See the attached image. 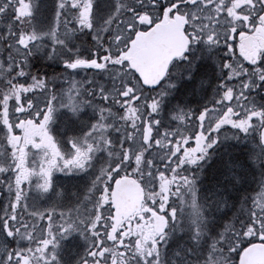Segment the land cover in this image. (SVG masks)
<instances>
[{"label":"snow or ice","instance_id":"snow-or-ice-1","mask_svg":"<svg viewBox=\"0 0 264 264\" xmlns=\"http://www.w3.org/2000/svg\"><path fill=\"white\" fill-rule=\"evenodd\" d=\"M0 264H264V0H0Z\"/></svg>","mask_w":264,"mask_h":264},{"label":"trees","instance_id":"trees-1","mask_svg":"<svg viewBox=\"0 0 264 264\" xmlns=\"http://www.w3.org/2000/svg\"><path fill=\"white\" fill-rule=\"evenodd\" d=\"M38 68H40L41 71H44L45 70L44 66H42V65H38Z\"/></svg>","mask_w":264,"mask_h":264}]
</instances>
